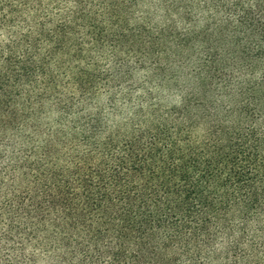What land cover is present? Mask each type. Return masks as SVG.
Wrapping results in <instances>:
<instances>
[{
    "label": "trees",
    "instance_id": "16d2710c",
    "mask_svg": "<svg viewBox=\"0 0 264 264\" xmlns=\"http://www.w3.org/2000/svg\"><path fill=\"white\" fill-rule=\"evenodd\" d=\"M139 1L0 0V135L26 147L2 236L42 264H264V0H149L153 25ZM106 51L172 90L117 88Z\"/></svg>",
    "mask_w": 264,
    "mask_h": 264
},
{
    "label": "rangeland",
    "instance_id": "374dc122",
    "mask_svg": "<svg viewBox=\"0 0 264 264\" xmlns=\"http://www.w3.org/2000/svg\"><path fill=\"white\" fill-rule=\"evenodd\" d=\"M149 4L150 7L147 5ZM148 7V8H147ZM147 9H150L151 14H146ZM136 11L131 16V23L140 22L141 17L146 18L151 25L156 24L160 20V11L152 12L151 4L149 0H142L138 2V6L135 9ZM132 25V24H131ZM162 50H160L161 52ZM103 55V56H100ZM94 59H100L99 61L102 68L107 69L113 66V62L117 60L126 61V67L129 68L131 73V86L128 87L130 82H125L117 88L123 89L124 91L130 90L135 95H139L143 90H150L154 93L162 90L165 93L171 91L173 87H168L166 84L162 86L156 87V83L152 82L149 85H145V79L150 76V62L148 60L144 63V68L142 67L141 62L136 61V58L139 56L129 55L128 57L125 55H119V59L112 58L111 53L109 51L103 53H97ZM99 56V57H98ZM175 62L176 59L173 57H169L166 60ZM163 60V58H161ZM186 66L180 67L179 65L173 64L171 65L165 73H169L175 75L179 80L178 84H182L183 77L187 74ZM126 70V69H123ZM121 72V71H120ZM103 75L110 74L109 71H103ZM119 90V89H118ZM176 98L171 97L167 99V104L171 105L176 103ZM94 103L98 105H105L106 99L104 97L100 98L98 101L95 100ZM50 109V108H49ZM90 109V107H88ZM48 109H45V112ZM76 111H74L73 116H76ZM37 124L44 126L45 123L51 126V128L56 127L58 116L57 114H47L39 113L37 118H34ZM33 121H29L26 124V131L28 135L34 134V129H32ZM38 125V126H39ZM36 139V138H35ZM22 150H26V147L23 146L22 142L18 141L16 137H14L11 133L0 135V212L7 208L9 205V197L12 194V191L15 190L13 187V182L10 172V166L16 163H20L23 160ZM4 234V225L3 222L0 224V264H42L43 258L38 254L31 251L29 247H25V240L22 238H6L2 235Z\"/></svg>",
    "mask_w": 264,
    "mask_h": 264
}]
</instances>
